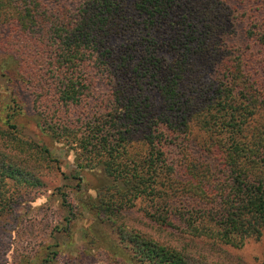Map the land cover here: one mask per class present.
I'll return each mask as SVG.
<instances>
[{"label": "trees", "instance_id": "trees-1", "mask_svg": "<svg viewBox=\"0 0 264 264\" xmlns=\"http://www.w3.org/2000/svg\"><path fill=\"white\" fill-rule=\"evenodd\" d=\"M0 55L15 104L0 216L11 181L38 185L33 164L55 161L17 133L26 100L42 135L101 169L82 205L115 235V264H247L226 246L264 235V0H0ZM133 210L192 254L119 222Z\"/></svg>", "mask_w": 264, "mask_h": 264}, {"label": "rangeland", "instance_id": "rangeland-1", "mask_svg": "<svg viewBox=\"0 0 264 264\" xmlns=\"http://www.w3.org/2000/svg\"><path fill=\"white\" fill-rule=\"evenodd\" d=\"M13 67L8 58L0 55V119L15 108L10 94L11 84L1 74ZM25 103L21 114L14 119L17 133L24 139L46 146L55 161L49 169L44 164H33L35 167L31 173L41 182L38 185L11 181L10 190H14L15 199L9 212L0 216V264H115L117 256L109 254L105 246L117 241L115 235L82 205L96 197L97 188L104 180L101 169L84 167L74 145L42 135L36 127V117L30 115L32 111L26 100ZM82 170L85 171L83 174ZM63 196L70 208L64 205ZM119 222L135 230L153 231L154 238L182 248L187 254L197 243L186 237L184 241H176L175 233H165L150 224L137 210L127 218L119 217ZM88 230L97 235L104 246L95 244L96 238L91 243ZM263 246L264 235L259 243L251 241L241 248L226 246V249L247 264H258L256 259Z\"/></svg>", "mask_w": 264, "mask_h": 264}]
</instances>
